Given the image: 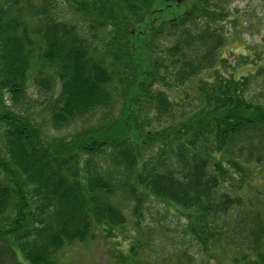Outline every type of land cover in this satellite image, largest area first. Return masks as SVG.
Listing matches in <instances>:
<instances>
[{"label": "trees", "instance_id": "1", "mask_svg": "<svg viewBox=\"0 0 264 264\" xmlns=\"http://www.w3.org/2000/svg\"><path fill=\"white\" fill-rule=\"evenodd\" d=\"M180 1L0 0V239L27 264H55L94 226L132 228L116 264H264V58L235 77L221 54L230 0ZM31 79L58 81L55 129L102 121L46 141L4 103H26ZM9 253L0 264H18Z\"/></svg>", "mask_w": 264, "mask_h": 264}, {"label": "rangeland", "instance_id": "2", "mask_svg": "<svg viewBox=\"0 0 264 264\" xmlns=\"http://www.w3.org/2000/svg\"><path fill=\"white\" fill-rule=\"evenodd\" d=\"M186 2L190 3L191 0H185V4ZM225 10L228 15L221 24L225 38L221 54L227 59V65L230 67L229 71L238 78L253 72L254 68L250 64V61H252L250 58H253L256 53L263 55L264 58V47H262V38L264 37V0H230L225 4ZM243 60L247 61L246 64L242 63ZM113 61L114 58H107V62L111 63ZM116 64L120 66L118 63ZM119 69H116V66H114L115 73L118 72ZM207 75L208 72L202 74L201 77L205 78ZM117 80H119V78ZM30 81H32V83L29 82V87L26 92V103L13 106L7 101L6 96L4 98V103L6 108L8 107L7 109H10V107H14V109L18 108L16 110L20 109L19 112L26 114L32 125L39 130L40 135L45 137L46 141L69 138L72 134L89 130L92 126L95 127V125H98L102 121V113H95L91 118L83 122L74 121L66 127L55 129L51 124L50 115L45 106L48 100L57 93L58 81H54L56 86H52L50 91H41L40 88L34 85L33 79ZM115 86L118 92L126 88L124 83L121 85L119 82H116ZM156 87L169 93V89H164L159 83L155 85V88ZM124 103V95H119L110 112L113 118L119 117V115L122 114ZM134 118L139 121L141 116L138 114L135 115ZM108 121L109 120H107V122L104 121L103 125L109 123ZM11 203L7 211V217L12 220V208L14 209L17 200L13 198ZM151 206V211L155 214L161 205L152 202ZM169 212L173 218L179 219L181 217L179 213L173 210H169ZM93 229V240L64 247L56 255L55 264H116L112 259L113 253H120L119 249H123L122 253H125L130 237H132V228L126 226L121 230L115 229V237L111 238H105L97 227L94 226ZM9 249V254H11V249L12 253H14V256H12V254L10 255V258H12L14 262H18V264H27L22 256L15 251L14 244L10 238L0 239V251L8 252ZM3 255L6 261L11 263L10 258L8 261L5 254Z\"/></svg>", "mask_w": 264, "mask_h": 264}, {"label": "water", "instance_id": "3", "mask_svg": "<svg viewBox=\"0 0 264 264\" xmlns=\"http://www.w3.org/2000/svg\"><path fill=\"white\" fill-rule=\"evenodd\" d=\"M165 1H171V2L175 1V2H177V3L180 2V0H165Z\"/></svg>", "mask_w": 264, "mask_h": 264}]
</instances>
